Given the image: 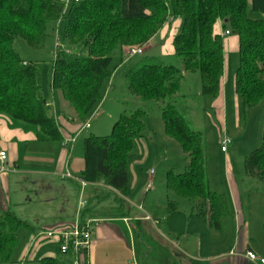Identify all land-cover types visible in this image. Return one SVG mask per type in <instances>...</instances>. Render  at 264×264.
<instances>
[{
	"label": "trees",
	"instance_id": "trees-1",
	"mask_svg": "<svg viewBox=\"0 0 264 264\" xmlns=\"http://www.w3.org/2000/svg\"><path fill=\"white\" fill-rule=\"evenodd\" d=\"M251 13L263 18L253 19ZM61 19L66 22V42L73 47L82 45L89 57L69 59L59 52L52 66L51 88L73 108V121L82 127L103 100V83L112 79L126 60L123 49L147 46L170 19H182L173 40L182 68L151 58L129 64L126 78L130 92L142 104H156L167 136L177 141L187 156L186 173L168 174V191L182 201L201 203L200 216L211 228L220 230L223 218L233 214L227 197L210 189L203 136L192 130L185 116L189 99L179 94L185 74H198L201 96L212 100L220 97L225 72L224 36L217 32L221 22L224 32L238 38L240 64L235 92L244 110L264 104V0H72L69 5L67 0H0V115L39 128L41 142H61L63 137L43 96L39 66L22 60L15 43L23 40L32 49L41 48L49 24ZM118 59L120 65L112 69ZM146 113L144 108L125 111L110 136L87 138L85 170L74 177L91 185L104 183L126 196L128 160L143 136ZM245 173L264 181V135L261 147L246 157ZM179 206V202H170L160 210L161 216L177 214ZM155 219L160 221V217ZM24 226L12 213L2 215L0 264L12 263L19 230ZM74 261V254H63L59 245L56 257L39 264Z\"/></svg>",
	"mask_w": 264,
	"mask_h": 264
},
{
	"label": "rangeland",
	"instance_id": "rangeland-1",
	"mask_svg": "<svg viewBox=\"0 0 264 264\" xmlns=\"http://www.w3.org/2000/svg\"><path fill=\"white\" fill-rule=\"evenodd\" d=\"M250 16L253 19L263 18L259 13H251ZM176 20V25L169 24L170 19L165 32L154 37L149 46H140L144 51L142 55L133 59L125 58L121 65L119 59L113 62L111 68L115 69L120 65V69L118 70V67L112 79L103 83V100L85 124H90L91 127L84 130L73 148L72 145L64 143H52L47 146L49 148L46 151L59 160L64 159L61 154L63 152L66 156L69 153L74 157L81 156L87 138L110 136L114 124L125 111L130 113L144 108L147 113L143 119V136L136 141L135 149L128 160L126 196L113 195L114 192L104 183L97 184L95 188H82L77 181L61 178L50 180L51 184L58 187L57 192L41 191L43 195L37 197L38 193L35 195L31 190L28 196L32 202L25 204V201H20V206L13 207L11 211L25 223L19 230L20 240L13 251L11 264H39L45 258L56 257L59 249L58 238H48V234H57L61 226L72 227L81 217L88 214L100 223H104L106 219H117L112 227L116 234H119L118 237L124 238V247L113 244L111 248L101 246L98 251L99 257L107 256L108 260L115 264L121 263L126 257L127 248L134 253V260H130L135 264H231L230 256L226 254L233 250L245 255L248 248L254 250L259 258L264 257V181L251 178L245 173L246 157L260 148L263 142L264 104L247 111L239 104L238 117L230 101L226 125H223L209 116L211 109L204 101L206 98L203 99L200 95L199 75L187 74L182 84L179 96L189 99L185 116L188 117L192 130L203 136L210 189L227 197L233 214L224 217L221 229L215 230L200 216L201 203L182 201L168 191V174L186 173L187 156L181 145L167 136L156 104H142L129 90L130 81L126 78V72L131 63L158 58L165 65L182 68V61L175 56L172 46L173 38L180 32L179 24H182V19ZM65 25L64 19L50 23L41 48L32 49L25 41L18 40L15 50L22 60L39 66L43 96L48 101L51 114L56 112L59 116V101L62 100L65 114L75 118L73 108L63 99L60 92L51 88L52 66L59 52H64L69 59L87 58L89 53L82 45L73 47L66 42ZM128 50L123 49L124 56ZM225 53L231 87L239 68V55L227 50ZM193 97L197 99H192ZM224 137L231 141L227 152L222 151L221 141ZM228 157L241 198L242 212L239 210L238 215L232 205L231 189L225 175ZM152 170L154 175L151 180ZM40 182L43 180L39 181V184ZM151 183L152 187L149 188ZM81 202L87 203L86 208L81 209ZM170 202H179L178 213L169 217L161 216L163 211L160 213V210L165 209ZM241 213L245 226L239 229ZM125 217H128V223L124 222ZM155 217H160V221L157 222ZM96 227L97 225L94 229ZM172 236L176 238L174 242L180 248L178 251L168 244V239ZM84 264H92L89 257L84 259Z\"/></svg>",
	"mask_w": 264,
	"mask_h": 264
},
{
	"label": "crops",
	"instance_id": "crops-1",
	"mask_svg": "<svg viewBox=\"0 0 264 264\" xmlns=\"http://www.w3.org/2000/svg\"><path fill=\"white\" fill-rule=\"evenodd\" d=\"M177 22L178 20L171 19V22H169V24L176 25ZM179 26L181 28L182 24H179ZM167 27L168 23L164 26L160 33L165 32ZM217 32L222 36H224L225 34L221 22H219V24L217 25ZM157 36L158 34L155 36V38ZM231 36L232 35H230L228 38L224 36L225 51L227 50L233 53H238V38L235 36L230 38ZM149 44L147 46H149ZM173 53L175 54L174 47ZM227 62L228 59L225 53V72L222 80V93L220 97L216 100H212L209 98L204 99L205 97H202L211 109V113H209L211 119L215 118L219 123L223 125H226L225 123L230 108V101L234 105L238 117L239 104H242L241 99L235 92V77L233 79V86H229L230 81L228 77ZM119 69L120 66L118 70ZM186 75L187 74H185V77ZM113 78H115V76ZM53 107H55V104ZM64 110L65 105L62 100H60L58 113L59 116H57L56 112L55 114L53 113V115L54 117L56 115L55 119L57 121V124L59 125L63 137V140L61 142H41L38 140L39 128L22 122L14 121L7 116L0 115V150L6 152L8 156V160L5 162L3 167L0 166V219L3 214L12 213L11 211H13V207L20 206V201H25V204L32 202L30 200V197L28 196L29 194H31V192L35 195L36 193H38L37 197L42 196L43 192L45 191L47 193L57 192L58 187L56 185L51 184L50 180L56 178L66 180V175L74 176L82 173L85 170L84 150L83 154L78 157L72 156L71 153L67 154L66 156V153L63 152L61 153L64 156L63 160L55 158L53 154H51L49 151H46L48 150L47 148H49L47 146H50L48 144L52 143H64L65 145H72L73 148L74 144H76L78 141L77 139L83 134L84 130L87 129L73 121V117L70 115H66V112ZM223 129L225 130V126L223 127ZM223 129L222 131H224ZM72 150L73 149H71L70 152H72ZM74 150L76 151L75 147ZM226 171V180L231 189L230 197L232 199V205L235 207V211L238 215L239 210L242 212L241 198L239 196L236 181L233 177L229 157L227 160ZM152 178L153 177L151 176V180ZM42 180L43 182H40L39 184V181ZM29 186H31V188ZM89 187L95 188L97 187V185L92 184ZM41 191H43L42 194ZM110 191L114 192L113 195L119 194L118 192L112 189H110ZM126 201L130 205V202L127 199ZM83 218L86 220L95 219L92 218L90 214ZM113 219H106L104 223H100L98 221L100 224L97 225L94 230L95 232L92 238L91 248L88 255L92 264H115L113 262H110L108 260L109 257L107 256L103 255L104 257H99V248L101 246H103V248H111V245L113 244H118L120 246L125 243L124 238L118 237L117 235L119 234H116L114 227H112L114 226L113 222L117 220ZM127 221H129V219L128 217H125L124 222L126 223ZM242 221L243 213H241L240 215L239 229L243 228V225L245 226V223H242ZM66 228L70 227L61 226L60 229L62 230ZM175 240L176 238L172 236L171 239H168V244L178 251V249L180 250V248L178 244H175ZM248 252H253L256 254V252L250 248H248L246 254ZM246 254H238L232 250L229 254L226 255L230 256L231 264H254L246 258ZM125 256L126 257L119 264H135L130 260H134V253L132 252V250L127 248Z\"/></svg>",
	"mask_w": 264,
	"mask_h": 264
},
{
	"label": "built area",
	"instance_id": "built-area-1",
	"mask_svg": "<svg viewBox=\"0 0 264 264\" xmlns=\"http://www.w3.org/2000/svg\"><path fill=\"white\" fill-rule=\"evenodd\" d=\"M72 0H67V4L69 5ZM78 2V0H75ZM229 32H226L224 36H228ZM144 53L143 49L141 48H132L127 51V58L133 59L137 57L138 55H142ZM84 128L89 129L90 124H87L84 126ZM222 144V151L227 152L228 146L231 144V141L228 137H224L221 141ZM8 160L7 153L0 150V166L3 167L5 162ZM151 176L154 175V171H151ZM66 179L77 181L81 184L82 188H87L91 184L80 181L79 179H76L74 176L66 175ZM152 187V183L149 185V188ZM87 203L81 202L80 207L81 209L86 208ZM99 222L96 220H86L83 217H81L78 220V223L70 228L62 229L57 234L55 233H49L48 238L57 237L58 242L60 245L61 252L63 254L72 252L75 256L74 264H84V259L88 257L89 251L91 248L92 238L94 235V226L98 225ZM246 258L254 264H264V258H259L255 253L248 252L246 254Z\"/></svg>",
	"mask_w": 264,
	"mask_h": 264
},
{
	"label": "bare ground",
	"instance_id": "bare-ground-1",
	"mask_svg": "<svg viewBox=\"0 0 264 264\" xmlns=\"http://www.w3.org/2000/svg\"><path fill=\"white\" fill-rule=\"evenodd\" d=\"M226 33V32H225Z\"/></svg>",
	"mask_w": 264,
	"mask_h": 264
}]
</instances>
